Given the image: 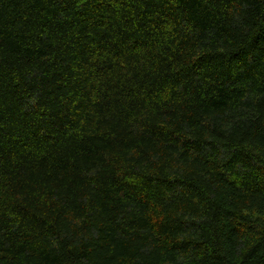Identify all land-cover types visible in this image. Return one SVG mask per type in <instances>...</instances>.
<instances>
[{
  "label": "trees",
  "instance_id": "16d2710c",
  "mask_svg": "<svg viewBox=\"0 0 264 264\" xmlns=\"http://www.w3.org/2000/svg\"><path fill=\"white\" fill-rule=\"evenodd\" d=\"M0 264H264V0H0Z\"/></svg>",
  "mask_w": 264,
  "mask_h": 264
}]
</instances>
